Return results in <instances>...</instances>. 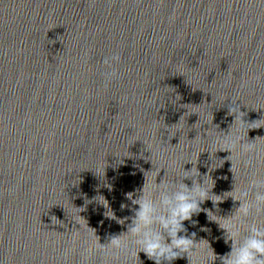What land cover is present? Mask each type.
<instances>
[{"label": "water", "instance_id": "95a60500", "mask_svg": "<svg viewBox=\"0 0 264 264\" xmlns=\"http://www.w3.org/2000/svg\"><path fill=\"white\" fill-rule=\"evenodd\" d=\"M230 131L254 150L219 151ZM192 168L221 202L180 235L213 264L231 251L216 221L264 178V0H0V264H155L99 246L127 232L129 193Z\"/></svg>", "mask_w": 264, "mask_h": 264}, {"label": "clouds", "instance_id": "9594fccd", "mask_svg": "<svg viewBox=\"0 0 264 264\" xmlns=\"http://www.w3.org/2000/svg\"><path fill=\"white\" fill-rule=\"evenodd\" d=\"M119 60V55L105 57L104 64L109 69L104 73L105 87L114 79L119 78V73L113 67V64L118 63ZM229 114L235 115V123L238 119L246 123L243 120L245 113L240 111V106L236 105V102H232L229 106ZM215 143L222 145L219 151L230 152L229 157L236 154L237 149L241 153H250L255 148L254 144L244 142L240 136H233L231 131L222 137H217ZM245 163L250 165L251 161ZM169 167L173 165L170 163ZM231 171L233 172L232 168ZM192 172L193 168L191 171L185 170L183 178L176 183L166 182L163 179L151 189L145 183L138 198L133 199V194L129 193L128 198L132 199L134 205L139 206L134 210L135 214L131 218V224L125 232L130 239L125 238V233L112 236L110 242L100 244L99 249L105 254L116 257L130 253L139 256L143 252L155 264H165V262L172 264L174 260L186 255L190 264H195L194 257L200 251L198 244L201 241L198 243L195 241V233H192V238L180 235L182 232L187 233L184 222L197 223L193 221V216L205 211L201 208V204L206 200L210 199L216 204H219L221 200H214L210 197L206 187V176L203 178V184L198 179H193L192 187L184 183L185 179L201 175L199 171L190 175ZM232 198L240 202L239 208L233 215L226 218L227 224L222 225L216 221L222 229L226 230V243L231 242V251L222 257H218L214 252L213 264L217 259H220L222 264H264V223L259 225L255 222L247 223V218L253 214H264V178L254 177L248 187L240 190L238 195ZM101 204L108 209L105 215L115 219L108 201ZM121 207L124 208L126 205ZM110 212L112 215H109ZM133 248L138 251L134 252Z\"/></svg>", "mask_w": 264, "mask_h": 264}]
</instances>
